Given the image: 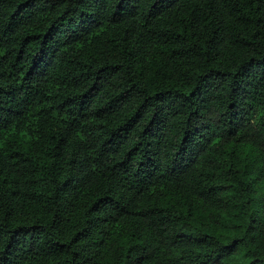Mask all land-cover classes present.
<instances>
[{
    "label": "trees",
    "instance_id": "obj_1",
    "mask_svg": "<svg viewBox=\"0 0 264 264\" xmlns=\"http://www.w3.org/2000/svg\"><path fill=\"white\" fill-rule=\"evenodd\" d=\"M0 264H264V0H0Z\"/></svg>",
    "mask_w": 264,
    "mask_h": 264
}]
</instances>
